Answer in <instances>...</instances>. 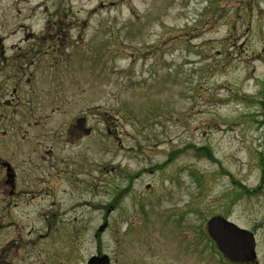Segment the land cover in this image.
Here are the masks:
<instances>
[{"label":"rangeland","instance_id":"obj_1","mask_svg":"<svg viewBox=\"0 0 264 264\" xmlns=\"http://www.w3.org/2000/svg\"><path fill=\"white\" fill-rule=\"evenodd\" d=\"M0 35L49 56L51 130L93 129L55 149L84 217L113 205L97 241L71 245L74 212L31 257L264 264V0H0ZM216 215L254 232L256 260L222 255Z\"/></svg>","mask_w":264,"mask_h":264},{"label":"flooded vegetation","instance_id":"obj_2","mask_svg":"<svg viewBox=\"0 0 264 264\" xmlns=\"http://www.w3.org/2000/svg\"><path fill=\"white\" fill-rule=\"evenodd\" d=\"M47 56L24 35L11 41L0 35V260L13 264H90L31 257L35 248L49 247L53 230L64 226L63 220L74 212L80 217L76 226H70L71 245L82 242L87 231L97 241L114 220L113 205L101 225L90 210L84 217L82 206L89 201L72 179L62 175L66 168L61 167L64 162L60 156H55L56 143L65 142L67 137L88 138L93 129L87 125V117L80 115L68 129L51 130ZM82 116L86 123L76 128V120ZM87 128L91 130L87 132ZM67 193L77 195L66 199ZM93 254L104 253L97 249ZM113 263L110 258L108 264Z\"/></svg>","mask_w":264,"mask_h":264},{"label":"water","instance_id":"obj_3","mask_svg":"<svg viewBox=\"0 0 264 264\" xmlns=\"http://www.w3.org/2000/svg\"><path fill=\"white\" fill-rule=\"evenodd\" d=\"M85 123L86 117L82 116L77 118L75 126L76 128H83ZM90 130V128L86 129L87 132ZM207 229L219 250L228 259L234 262H248L256 259L257 243L253 231L219 215L213 216L207 221ZM88 261L90 264H108L110 258L107 254L93 255ZM0 264L13 263L0 260Z\"/></svg>","mask_w":264,"mask_h":264},{"label":"trees","instance_id":"obj_4","mask_svg":"<svg viewBox=\"0 0 264 264\" xmlns=\"http://www.w3.org/2000/svg\"><path fill=\"white\" fill-rule=\"evenodd\" d=\"M262 104H263V118H262V123H263V126H264V99H263V101H262ZM207 150H209V149H207ZM260 164H261V166H262V174H263V177H264V151H263V153H262V157H261V162H260ZM246 190H248V188L246 187L245 188ZM249 192H250V190H249Z\"/></svg>","mask_w":264,"mask_h":264}]
</instances>
